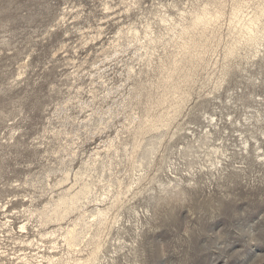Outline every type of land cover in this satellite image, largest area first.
Returning <instances> with one entry per match:
<instances>
[{"label":"rangeland","instance_id":"1","mask_svg":"<svg viewBox=\"0 0 264 264\" xmlns=\"http://www.w3.org/2000/svg\"><path fill=\"white\" fill-rule=\"evenodd\" d=\"M205 8L222 15L194 33L186 100L167 92V72ZM260 9L264 0H0V264L88 255L93 245L69 251L36 212L79 171L94 192L62 227L107 211L85 241L102 247L96 264H264V18L255 39L244 35ZM159 116L169 124L146 129Z\"/></svg>","mask_w":264,"mask_h":264},{"label":"bare ground","instance_id":"2","mask_svg":"<svg viewBox=\"0 0 264 264\" xmlns=\"http://www.w3.org/2000/svg\"><path fill=\"white\" fill-rule=\"evenodd\" d=\"M241 2V1H240ZM236 4V3H235ZM210 7V6H208ZM243 8V7H242ZM244 9V8H243ZM255 9V8H254ZM198 11V10H197ZM251 11V10H250ZM232 12V11H231ZM242 12V9L240 6H236L234 8L233 11V15L234 17H237L240 21H243L242 18L239 17V14ZM252 12V11H251ZM249 14V13H248ZM247 14V16H248ZM253 14V13H252ZM251 14V15H252ZM222 15V11L221 9H216L214 11H212L210 8H205L202 11L199 12H194L193 16H192V21L191 24L187 27H184L181 31H180V38H184V36H188L190 35L189 39L187 37V39L183 42L181 49H182V57L178 58V59H174L172 68H170V70L167 72V78H166V85H168L167 88V92L170 94H179L180 96L185 98V94H186V89L184 90L182 83H187L189 82V75H188V70L185 69V63L188 61V56H189V52L191 51L192 47H196L197 45H199L201 42H199L196 38L194 33H196L195 31L197 29H199L200 27L202 28H206L208 25H210L211 22L218 20L219 18H221ZM232 15V14H231ZM191 16V15H190ZM233 17V19H234ZM264 18V9H260L256 12H254V14L248 19V23L244 22V29H245V33L248 37L249 40H253L255 39L257 30H258V26L260 24V22L262 21V19ZM185 20V18H183ZM231 19V18H230ZM237 19V20H238ZM164 21V20H163ZM186 21V20H185ZM235 21V20H234ZM247 21V20H245ZM185 23V22H184ZM234 23V22H233ZM189 24V23H188ZM238 24V23H237ZM164 25V24H163ZM182 25V24H181ZM185 25V24H184ZM235 25V24H234ZM232 26V24H231ZM239 26V25H237ZM243 26V25H241ZM232 28V27H231ZM261 28V27H260ZM149 29V28H148ZM138 33V32H137ZM171 34V32H169ZM169 34V35H170ZM137 35V34H136ZM135 35V36H136ZM176 35V34H175ZM130 36V35H129ZM174 36V35H173ZM260 36V35H259ZM169 37V36H168ZM138 38V37H137ZM171 38V37H170ZM155 39V38H154ZM169 39V38H168ZM167 39V40H168ZM179 39V38H178ZM203 39V38H202ZM210 39V38H209ZM138 40V39H137ZM151 40V37H150ZM170 40V39H169ZM176 40V39H175ZM189 40V41H188ZM232 40V39H231ZM156 41V40H155ZM160 41V40H159ZM174 41V39H173ZM200 41H202L200 39ZM210 41V40H209ZM119 42V41H118ZM153 41H151L152 43ZM180 42V40L178 41ZM203 42V41H202ZM211 42V41H210ZM146 43V42H145ZM150 43V42H149ZM150 43V44H151ZM157 43V42H156ZM161 43V41H160ZM159 43V44H160ZM259 43V42H258ZM262 43V42H261ZM139 44V43H138ZM172 44V43H171ZM211 44V43H210ZM231 44V43H230ZM263 44V43H262ZM146 45V44H145ZM179 45V44H178ZM202 45V43H201ZM213 45V44H212ZM175 46V45H174ZM144 47V46H143ZM203 47V46H202ZM211 47V46H210ZM152 48V47H151ZM215 48V47H214ZM146 49V48H145ZM149 49V47H148ZM195 49V48H194ZM150 50V49H149ZM206 50V49H205ZM152 51V50H151ZM179 51V50H177ZM235 51V50H234ZM147 52V51H146ZM145 52V54H146ZM209 52V51H208ZM257 52V51H255ZM192 53V52H191ZM233 50H230L228 52V55H232ZM151 54V53H149ZM154 54V53H153ZM167 54V53H166ZM199 54V53H198ZM206 55V54H205ZM150 56V55H149ZM164 56V55H163ZM174 56V55H173ZM200 55H198L199 57ZM234 56V55H233ZM148 58V57H147ZM164 58V57H163ZM170 58V57H169ZM173 58V57H172ZM194 58V57H192ZM227 58V57H225ZM152 59V56H151ZM148 60V59H147ZM153 60V59H152ZM162 60V59H161ZM198 60V59H197ZM161 62V61H160ZM166 63V62H163ZM168 63V62H167ZM193 63V62H192ZM191 63V64H192ZM196 63V62H195ZM169 64V63H168ZM152 65V64H151ZM171 66V65H169ZM162 67V66H161ZM165 67V66H164ZM194 67V66H193ZM132 68V67H131ZM186 70V71H185ZM165 71V70H164ZM136 72V71H135ZM156 72V71H155ZM176 77H180L182 79L181 83H174L173 81L175 80ZM193 77V76H192ZM147 78V77H146ZM163 79V78H162ZM179 79V78H178ZM191 79V77H190ZM193 79V78H192ZM164 80V79H163ZM176 81V80H175ZM191 81V80H190ZM188 86V85H186ZM160 87V86H159ZM161 94V93H160ZM170 94L168 96H170ZM163 95V94H162ZM189 95V94H186ZM173 96V95H172ZM161 97V96H160ZM177 97V96H176ZM179 99V98H178ZM186 99V98H185ZM187 100V99H186ZM166 102V98L162 99L159 103V106H162L164 103ZM182 103V102H181ZM153 105V104H152ZM166 105V104H165ZM170 105V104H169ZM177 105V104H176ZM178 106V105H177ZM163 111V110H162ZM166 112V111H165ZM134 123V121H133ZM131 123V124H133ZM143 124V123H142ZM147 124V128L150 131L155 130L160 128V125H168L169 124V120L166 119L163 116H159V117H154V118H149L146 121ZM140 126V125H139ZM135 128V126H134ZM148 130V131H149ZM141 132H144V129H140ZM136 133V132H135ZM139 133V130H138ZM152 134V133H151ZM137 135V133H136ZM207 135V134H206ZM135 136V135H134ZM206 139V138H205ZM210 139V138H209ZM208 139V140H209ZM140 140V139H139ZM144 141V140H143ZM145 145V144H144ZM112 147V146H111ZM125 147V146H124ZM141 145L140 144H135V146H133V155H135L138 151V149H140ZM245 147V146H244ZM127 148V147H126ZM144 148V147H143ZM142 148V150H143ZM125 150V149H124ZM114 151V150H113ZM118 151V150H117ZM121 152V151H119ZM142 154V152H141ZM152 154V153H151ZM97 155L99 156L100 154L97 153ZM126 155V154H125ZM129 155V154H128ZM120 156V155H119ZM151 156V155H150ZM101 157V156H100ZM143 157V156H142ZM146 157V155H145ZM124 158V157H123ZM127 158V157H126ZM131 158V156H130ZM147 159V158H145ZM149 159V158H148ZM98 160V159H97ZM113 160V159H112ZM98 162V161H97ZM113 163V161H112ZM128 163V162H127ZM95 164V163H94ZM102 164V163H101ZM99 165V162H98ZM105 165V163H104ZM111 165V164H110ZM135 165V164H134ZM137 165V164H136ZM86 166V165H85ZM103 166V165H102ZM113 166V165H111ZM110 166V167H111ZM134 167V166H133ZM132 167V168H133ZM142 167V164H141ZM140 167V168H141ZM100 168V167H99ZM108 168V167H107ZM145 168V167H144ZM106 169V168H104ZM134 169V168H133ZM136 170V169H135ZM94 171V170H93ZM86 172V171H85ZM146 172V171H145ZM172 172V171H171ZM69 173V172H68ZM99 174V173H98ZM135 174V173H134ZM70 175V174H69ZM89 176V175H88ZM82 177H83V173L81 171L75 173L74 175V182L72 183L73 185L70 186L62 195L58 196V198L56 200H53L52 202H48V204H46V206L44 208H42L41 210H37V214L39 217L38 219H40V223H42L41 225L43 226H47L50 224H57L59 225L60 229L59 230H53L51 232L52 235L57 236V238H61L62 241L64 242L65 246L67 247V249L69 251H74V252H84L82 251V246L86 245V246H90L93 245L92 249L89 251L88 255L86 257H81L76 259V257L74 258V261L71 259V261H64L61 258H56L55 256H40L39 258L36 259V263L35 264H96L97 259H98V254L101 251V245L96 241V237L92 239V241H88L85 242L88 238V236L90 235L91 231L93 230L94 227L100 228L103 226L104 224V217L106 216L107 211L106 210H102L98 209V211L96 213H94L91 217L94 218L93 221H90L89 217L87 218L84 215H80L76 221H74L72 226L69 227H62V223L64 221L67 220V218L69 216H71L72 213H75V211H77L79 209V207L81 206L82 202L86 200L89 201V198L91 196V194L94 192L93 188H94V183H90V182H82ZM94 179V178H93ZM90 180V179H89ZM142 180V179H141ZM144 180V179H143ZM70 181V180H69ZM99 181V180H98ZM82 182V183H81ZM102 182H105L102 181ZM115 182V180H114ZM96 183V182H95ZM122 183L123 182H119V187L118 189L122 190ZM139 183V182H138ZM66 184V183H65ZM101 184V183H100ZM103 184V183H102ZM124 184V183H123ZM63 185V184H61ZM135 185V184H134ZM133 186V185H132ZM131 186V187H132ZM171 186V185H170ZM110 188L114 187L113 183H110L109 185ZM172 188V187H171ZM130 186L127 187L126 190H129ZM95 190V189H94ZM97 190V189H96ZM113 190V189H112ZM105 192V191H104ZM112 192V191H110ZM113 193V192H112ZM123 193V192H122ZM106 194V193H105ZM121 192H118V195H120ZM94 195V194H93ZM114 197V195H113ZM119 197V196H118ZM117 197V198H118ZM106 198V197H105ZM116 198V197H115ZM114 199V198H113ZM118 200V199H117ZM115 200V201H117ZM88 203V202H87ZM115 204V203H114ZM81 208V207H80ZM94 210V209H93ZM111 210V208H110ZM82 211V210H81ZM88 211V210H86ZM92 211V210H91ZM83 212V211H82ZM85 212V211H84ZM86 214V213H85ZM91 214V213H90ZM109 214V213H108ZM36 216V215H35ZM68 221V220H67ZM117 222V221H116ZM56 225V226H57ZM20 230L22 232H26L27 230V224H24L21 226ZM96 236V235H95ZM90 239V238H89ZM2 244V243H1ZM54 249L57 248L59 245L56 242H54ZM65 247V248H66ZM84 248V247H83ZM104 249V248H103ZM86 251V250H85ZM77 253V254H78ZM3 254V253H2ZM79 255V254H78ZM31 257V256H30ZM35 257V256H34ZM69 260V259H68ZM24 264H30V260L25 257L24 258ZM22 261V262H23ZM100 261V260H99ZM21 263V262H20ZM32 263V262H31ZM101 263V262H100Z\"/></svg>","mask_w":264,"mask_h":264},{"label":"clouds","instance_id":"3","mask_svg":"<svg viewBox=\"0 0 264 264\" xmlns=\"http://www.w3.org/2000/svg\"><path fill=\"white\" fill-rule=\"evenodd\" d=\"M69 186H70V182H69Z\"/></svg>","mask_w":264,"mask_h":264}]
</instances>
